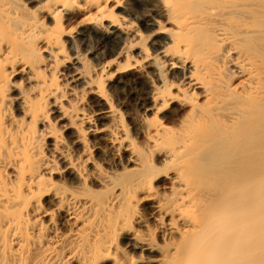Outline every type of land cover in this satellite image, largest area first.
<instances>
[{
    "label": "bare ground",
    "instance_id": "obj_1",
    "mask_svg": "<svg viewBox=\"0 0 264 264\" xmlns=\"http://www.w3.org/2000/svg\"><path fill=\"white\" fill-rule=\"evenodd\" d=\"M0 264H264V0H0Z\"/></svg>",
    "mask_w": 264,
    "mask_h": 264
}]
</instances>
